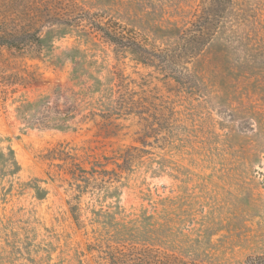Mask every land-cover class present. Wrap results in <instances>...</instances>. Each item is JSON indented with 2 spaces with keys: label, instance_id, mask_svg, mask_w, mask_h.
Wrapping results in <instances>:
<instances>
[{
  "label": "rangeland",
  "instance_id": "1",
  "mask_svg": "<svg viewBox=\"0 0 264 264\" xmlns=\"http://www.w3.org/2000/svg\"><path fill=\"white\" fill-rule=\"evenodd\" d=\"M52 1L0 0V31L43 34ZM56 1L49 44L0 46V152L19 165L0 157V264H264V0H234L213 42L229 55L184 80L95 27L163 47L201 0ZM46 106L71 127L42 126Z\"/></svg>",
  "mask_w": 264,
  "mask_h": 264
},
{
  "label": "trees",
  "instance_id": "2",
  "mask_svg": "<svg viewBox=\"0 0 264 264\" xmlns=\"http://www.w3.org/2000/svg\"><path fill=\"white\" fill-rule=\"evenodd\" d=\"M34 1L37 6L39 0ZM233 4L234 0H201L199 11L195 12L193 18L178 31L174 41L165 44L163 47L156 46L155 44L150 45V43H145L136 36L118 30L119 28H113L111 27V24H109L110 22L108 23V29L102 25H98V23L95 28L96 30H100L104 37L108 38V40L118 48L129 50L133 53L136 60L146 65L163 68L164 66H167V63H172L173 67L178 65L185 67L184 72H179L172 76L175 79L179 78L180 80H184L187 79L191 73V70H188L189 68L185 66L186 63L192 62L195 59L197 61H203L202 57L199 58L201 55H229L225 48L213 47V42L215 39L219 42V39L221 37L223 38V34L231 31V29L226 30V25L228 15L232 12ZM70 5L72 6L69 2L66 3L54 0L52 1V4H49V7H46L47 9L45 10L48 12L46 15V22L49 26L43 34L40 33V25L35 27L32 24H27V28H23L22 30L18 29L19 27H15L13 30H1L0 46L21 48L29 45L40 46L43 44H49L50 36L54 31L53 24H55V20H64L66 26L68 25L64 14H66L65 12L69 9ZM219 46H221V43ZM74 63L79 64V61H74ZM75 75L78 76L77 74ZM90 77L92 78V81L88 89L89 91L92 89L96 90L101 84V80L98 77ZM46 98L47 97L44 99ZM38 101L34 103H37ZM27 105H33V103L29 102ZM49 109L50 107L46 106L45 110L47 112L50 111ZM92 113L91 111L87 112L82 116L83 118H81V120L88 118V115ZM48 114L49 115H45L42 126L58 128L61 130L71 127L72 122L69 120L74 117L73 113L70 115V112L63 111L64 117H58L57 122L51 121L53 120V117L50 112ZM8 153L11 156V161H8V156L3 152H0V157L4 158L2 162L5 165L10 162L9 164L13 166L12 170L17 171L19 165L14 158V152L10 147H8ZM123 258V261L114 259L112 264H139L136 259L137 257L128 253L124 254ZM157 260L158 261L154 264H184L176 257L164 256Z\"/></svg>",
  "mask_w": 264,
  "mask_h": 264
}]
</instances>
